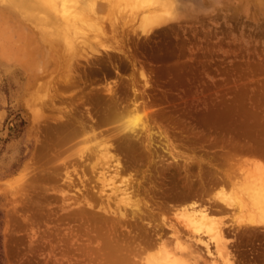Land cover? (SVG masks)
I'll return each mask as SVG.
<instances>
[{
    "label": "rangeland",
    "instance_id": "1",
    "mask_svg": "<svg viewBox=\"0 0 264 264\" xmlns=\"http://www.w3.org/2000/svg\"><path fill=\"white\" fill-rule=\"evenodd\" d=\"M31 1L0 0L3 264H144L160 251L221 264L180 222L192 204L209 208L235 264H264V231L238 230L214 199L264 166V0H159L170 20L149 33L140 0L114 25L95 0L101 30L66 38ZM133 105L143 133L122 117ZM8 113L24 121L16 136Z\"/></svg>",
    "mask_w": 264,
    "mask_h": 264
},
{
    "label": "bare ground",
    "instance_id": "2",
    "mask_svg": "<svg viewBox=\"0 0 264 264\" xmlns=\"http://www.w3.org/2000/svg\"><path fill=\"white\" fill-rule=\"evenodd\" d=\"M104 1L107 3L108 7ZM134 1L135 0H102L103 4L106 6L105 10L108 8V18H106L109 19L112 25H114L116 19L121 14L123 16L124 14L122 12H125ZM163 1L140 0V2H142V6L139 7V11L137 10L138 13L136 19H138V26L142 31L149 33L168 21L167 18L169 16L166 15L167 7ZM96 4L95 0H32L30 10L33 12L32 15H34V17L40 20L43 24L54 25L55 34L61 35L64 38H66L69 34L74 37H78L82 36V29L84 30L85 27H87L86 30L89 28L99 31L101 30L100 25L98 26L96 22L92 21L93 19L87 18L90 14L97 19L96 13H98L97 10L99 9V6H96ZM101 10H103V8H101ZM123 17H125V15ZM55 20H61L64 22L62 27L55 24ZM100 20L102 21V18ZM96 36H92L90 40L94 41L95 44H100L101 42H99V38ZM84 39L87 40V38ZM85 40L79 39L78 42L84 45L85 48L86 46L91 48V44L89 43L90 41L85 42ZM82 48L85 49L84 47ZM122 117L126 119L127 125L131 130L139 131L141 133L146 131L147 120L145 121L144 110L138 109L137 106L133 105L132 108H129L124 112ZM109 155L110 154L106 150L101 152L100 155H97V160L101 163L103 162L105 165L101 166L102 170L108 168L111 164L110 162L112 161V158ZM259 165L252 166L251 164L248 168L246 167L244 169L243 167L242 169L244 170L240 169L241 172L239 174V178H237L238 180L234 178L235 183L229 194L216 193L214 195V199H216V202L219 205L224 206L225 208H230L234 211L236 215L235 219H239L237 226L238 230L258 229L264 231V166L259 167ZM114 169L115 173H118V162L114 164ZM126 191L127 189H124L122 192L126 194ZM120 199L123 201L124 198ZM126 205L128 204L126 203ZM196 205L194 206V204H192L187 208V210L185 209L182 211L180 218L182 220L180 222L184 223V227H186L185 229H187L189 233H194L193 237H195V241L204 246V249L208 250V244L210 243L214 246L216 254L222 262L221 264H235V259L232 258L233 255L231 254L230 256L229 252H227L225 248L222 229L210 219V214L208 212L209 208L207 209V207L204 206L203 209H201L202 207L199 208V206L196 208ZM202 238H205L206 240L203 241L201 240ZM145 261L146 262L144 264H181L178 260H171L168 255L164 254L162 251L145 259Z\"/></svg>",
    "mask_w": 264,
    "mask_h": 264
},
{
    "label": "trees",
    "instance_id": "3",
    "mask_svg": "<svg viewBox=\"0 0 264 264\" xmlns=\"http://www.w3.org/2000/svg\"><path fill=\"white\" fill-rule=\"evenodd\" d=\"M5 123L11 124L10 127H8V131L15 136L22 131V128L24 126V121L20 118V116L17 113L7 114V118ZM1 227V222H0ZM0 264H3V257L1 252V237H0Z\"/></svg>",
    "mask_w": 264,
    "mask_h": 264
}]
</instances>
